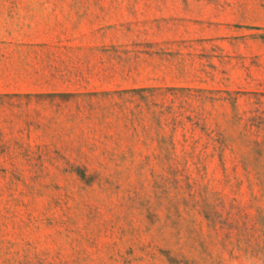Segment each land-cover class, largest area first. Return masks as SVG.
Returning <instances> with one entry per match:
<instances>
[{
  "label": "rangeland",
  "instance_id": "rangeland-1",
  "mask_svg": "<svg viewBox=\"0 0 264 264\" xmlns=\"http://www.w3.org/2000/svg\"><path fill=\"white\" fill-rule=\"evenodd\" d=\"M0 264H264V0H0Z\"/></svg>",
  "mask_w": 264,
  "mask_h": 264
}]
</instances>
